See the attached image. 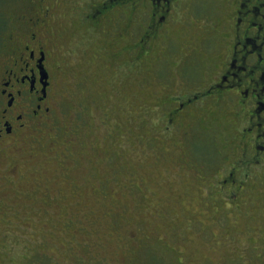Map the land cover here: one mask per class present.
Here are the masks:
<instances>
[{
	"label": "rangeland",
	"instance_id": "1",
	"mask_svg": "<svg viewBox=\"0 0 264 264\" xmlns=\"http://www.w3.org/2000/svg\"><path fill=\"white\" fill-rule=\"evenodd\" d=\"M87 1L59 44L63 135L0 157V264H264V98L180 107L224 69L229 0L147 47L150 7L113 29L79 21Z\"/></svg>",
	"mask_w": 264,
	"mask_h": 264
},
{
	"label": "flooded vegetation",
	"instance_id": "2",
	"mask_svg": "<svg viewBox=\"0 0 264 264\" xmlns=\"http://www.w3.org/2000/svg\"><path fill=\"white\" fill-rule=\"evenodd\" d=\"M82 2L83 0H0L1 158L18 154L19 150L22 151L31 141L35 142L41 134L46 133L52 137L63 135L58 128L63 99L57 76L61 55L59 44L64 43L68 36L71 20L68 19V10ZM202 2L204 1H87L86 8L79 15V21L117 29L121 23L122 10L129 13L128 22L138 24V12L148 6L151 13L143 41L144 47H147L162 31L168 32L169 25L176 22L179 12L184 14L192 11L197 16ZM214 20L207 16L203 21L209 24ZM229 47L222 59L224 69L219 73L217 81L206 88V91L197 92L186 99L180 104L181 108L212 98L217 104L224 102L226 97L229 104L235 102V98L242 100L243 95L246 99L247 96L264 98V0H229ZM251 101V104L256 103V106L264 109V101ZM254 112L256 113V108ZM170 114L175 116L181 112L177 109ZM256 116L262 123L258 125L261 134L256 136V149L261 153L264 152V116L260 113H256ZM249 117L254 122L255 114L251 113ZM75 127L78 128L77 123ZM35 135L37 136L34 137ZM71 139L63 137L64 141ZM63 145L67 151L70 150L68 148L71 144ZM17 168L9 167L8 174H12Z\"/></svg>",
	"mask_w": 264,
	"mask_h": 264
}]
</instances>
